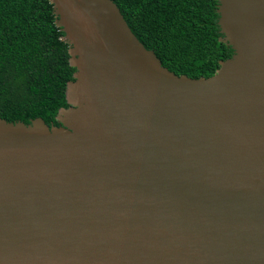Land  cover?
Here are the masks:
<instances>
[{
	"label": "water",
	"instance_id": "1",
	"mask_svg": "<svg viewBox=\"0 0 264 264\" xmlns=\"http://www.w3.org/2000/svg\"><path fill=\"white\" fill-rule=\"evenodd\" d=\"M77 68L61 126L0 117V264H264V0L178 75L114 0H50Z\"/></svg>",
	"mask_w": 264,
	"mask_h": 264
},
{
	"label": "trees",
	"instance_id": "2",
	"mask_svg": "<svg viewBox=\"0 0 264 264\" xmlns=\"http://www.w3.org/2000/svg\"><path fill=\"white\" fill-rule=\"evenodd\" d=\"M132 31L178 75L209 77L234 49L223 41L219 0H114ZM50 0H0V117L30 123L70 106L77 68Z\"/></svg>",
	"mask_w": 264,
	"mask_h": 264
}]
</instances>
